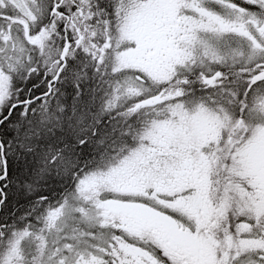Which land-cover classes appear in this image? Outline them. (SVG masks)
<instances>
[{"label": "snow or ice", "instance_id": "6c2138e0", "mask_svg": "<svg viewBox=\"0 0 264 264\" xmlns=\"http://www.w3.org/2000/svg\"><path fill=\"white\" fill-rule=\"evenodd\" d=\"M0 264H264V0H0Z\"/></svg>", "mask_w": 264, "mask_h": 264}]
</instances>
